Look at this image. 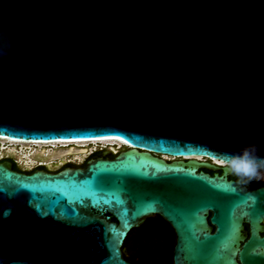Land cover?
<instances>
[{
  "label": "water",
  "instance_id": "95a60500",
  "mask_svg": "<svg viewBox=\"0 0 264 264\" xmlns=\"http://www.w3.org/2000/svg\"><path fill=\"white\" fill-rule=\"evenodd\" d=\"M0 137L124 143L57 172L1 162L0 264H133L155 217L172 264H264V186L206 161L264 157V0H0Z\"/></svg>",
  "mask_w": 264,
  "mask_h": 264
},
{
  "label": "trees",
  "instance_id": "16d2710c",
  "mask_svg": "<svg viewBox=\"0 0 264 264\" xmlns=\"http://www.w3.org/2000/svg\"><path fill=\"white\" fill-rule=\"evenodd\" d=\"M173 242V232L166 222L149 219L146 228L134 229L128 234L122 251L128 256H139L144 264H170Z\"/></svg>",
  "mask_w": 264,
  "mask_h": 264
},
{
  "label": "bare ground",
  "instance_id": "6f19581e",
  "mask_svg": "<svg viewBox=\"0 0 264 264\" xmlns=\"http://www.w3.org/2000/svg\"><path fill=\"white\" fill-rule=\"evenodd\" d=\"M0 143H2V145L7 144V146L1 147L0 150H4V149L13 150V148L16 145H20L21 146V148H20L21 154H18V155H20L21 159L25 158L23 161H25L26 164L29 165V167H31L32 163H35V160L33 158H31V156L34 155V152L32 151V147H41V148L45 147V146L65 147V149L61 148V150H57L50 155H46L48 157V159H45L44 161L52 162L56 158H59L61 160L62 157H64L66 154H69L70 152H77L76 154H78V153L84 154L86 152V150H83V149L75 150L76 148L74 149V146L80 148V146L82 147V146H86L88 144L102 143L104 145H117V147L121 148L124 145V143L121 140H118L117 138H113V137L94 139V140H56V141H52V142H33V141H22V140H10L9 138H6V137H0ZM26 146H28L27 150H26ZM67 146H73V148L66 149V148H68ZM43 154L45 156V151H43L42 149L39 153H37V155L39 157H43ZM78 158L82 159L83 157L78 156ZM78 158H75V159H78ZM163 158L166 160L169 159V157H166V156H163ZM185 158L189 159L190 157H185ZM194 158L196 160H199V161L205 160L202 157H194ZM213 162H217L218 164H222L220 161H216V160H213ZM42 163H44V162H42Z\"/></svg>",
  "mask_w": 264,
  "mask_h": 264
},
{
  "label": "rangeland",
  "instance_id": "374dc122",
  "mask_svg": "<svg viewBox=\"0 0 264 264\" xmlns=\"http://www.w3.org/2000/svg\"><path fill=\"white\" fill-rule=\"evenodd\" d=\"M4 146H7V144L2 145V143H0V148L4 147ZM27 147L28 146H26V150H27ZM67 147L68 148H66V149L73 148V146H67ZM110 147H113L114 150H116V151H120L123 148V146L121 148H119V147H117V145H104L102 143L88 144L86 146H82V147L80 146V148L74 146V149L76 148L75 150H77V149L78 150L79 149H83V150L87 149V151L84 154H80V153L76 154L77 152H70L69 154H66L64 157H62L61 160L59 158H56L52 162H50V161L46 162V161H44L45 159H48V157L46 155H50V154H52L53 152H55L57 150H61V148L65 149V147H60V146H56V147L45 146V147H42V148L41 147H32V151L34 152V155L31 156V158H33L35 160V163H32L31 167H29V165L26 164L25 161H23L25 158L21 159L20 155H18V154H21L20 153L21 146L20 145H16L13 148V150H10V149L0 150V159L10 158V159L14 160L20 168H22L24 170H29V171L33 170L34 168H36L39 165H41L42 162H44L42 164L44 166H46L49 170L57 171V170H59L60 168H62L63 166H65L67 164H73L74 166H83L85 161L88 159V156H89L91 151H93L94 149H97V148H101V149L107 150ZM41 149L43 151H45V156L46 157L44 156V154H43V157H39L37 155V153H39L41 151ZM78 156H82L83 158L79 159ZM75 158H78L79 160L75 159ZM168 160H172V159L169 158Z\"/></svg>",
  "mask_w": 264,
  "mask_h": 264
},
{
  "label": "clouds",
  "instance_id": "9594fccd",
  "mask_svg": "<svg viewBox=\"0 0 264 264\" xmlns=\"http://www.w3.org/2000/svg\"><path fill=\"white\" fill-rule=\"evenodd\" d=\"M259 146L247 144L238 152L222 153L219 155L220 162L226 169L238 177L241 183L264 179V157L257 155ZM255 200V197H250ZM8 212L5 213V216Z\"/></svg>",
  "mask_w": 264,
  "mask_h": 264
},
{
  "label": "flooded vegetation",
  "instance_id": "af4514ba",
  "mask_svg": "<svg viewBox=\"0 0 264 264\" xmlns=\"http://www.w3.org/2000/svg\"><path fill=\"white\" fill-rule=\"evenodd\" d=\"M85 150L87 151V149H85ZM103 151H105V150L104 149H101V148L94 149L93 151L90 152V154L88 156V159L96 158V157L101 156ZM206 161H209L211 163H214L216 166H218L219 167V170H217L216 173L218 175H221L222 174L221 168L222 167H225L223 164H218L217 162H213L212 160H206ZM1 162H9V163H11L12 169L14 171H17V172H20V173H27V174H29V173H32L33 171L37 170V169H42V170H46V171H49V172H57V171H51V170H49L43 164L39 165L38 167H36V168H34L33 170H30V171L29 170H24V169L20 168L17 165V163L14 160L10 159V158L0 159V163ZM83 166H74L73 164H68L65 167H83ZM65 167H63V168H65ZM204 172L209 173L211 175H213L215 173V172L206 171V170H204ZM262 175H264V172H262ZM227 179L228 180H233V181H240L238 177L234 176L231 173L227 175ZM241 184L242 185H245V186H249L250 188L254 189V188H257V187H260V186H264V179L254 180L252 182H245V183H241ZM159 219H161V218L160 217H155V218H152L151 220L158 221ZM148 220L146 221L147 226H148ZM250 235H251L250 225L247 222L244 221L243 222V229H242V240L240 241V248L249 240ZM257 236L260 239L264 238V219L260 223L259 229L257 231ZM257 252H260L264 256V244L258 246ZM123 255H124L125 259H127L128 261H130L133 264H144L143 261L140 259V257L137 256V255L136 256H128V255L124 254V252H123ZM237 262H238V264H243L238 258H237ZM170 264H172V261H171V251H170Z\"/></svg>",
  "mask_w": 264,
  "mask_h": 264
}]
</instances>
